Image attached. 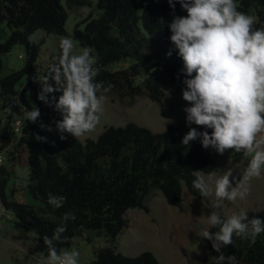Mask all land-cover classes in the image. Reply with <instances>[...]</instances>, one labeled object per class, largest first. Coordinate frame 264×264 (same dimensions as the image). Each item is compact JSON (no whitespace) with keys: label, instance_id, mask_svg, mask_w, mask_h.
Instances as JSON below:
<instances>
[{"label":"trees","instance_id":"trees-1","mask_svg":"<svg viewBox=\"0 0 264 264\" xmlns=\"http://www.w3.org/2000/svg\"><path fill=\"white\" fill-rule=\"evenodd\" d=\"M68 8L83 6L87 0H66ZM238 10L257 18L255 27L264 24V0H236ZM97 15H89L78 24L71 38L79 47L91 46L98 57L101 71L97 81L112 84L106 94H115L120 100L147 97L153 102L164 98L162 79L182 89L184 76L180 73L183 61L170 42L168 22L171 20L167 0H98ZM176 14L185 15L176 5ZM68 12L62 0H0V23L12 30L5 42H0V153L11 145L26 150L29 166L28 192L41 203L40 207L18 201L17 191L9 190L13 171L0 164V204L14 214L21 231V238L36 235L32 249L47 256L43 236H51L63 222L64 213L71 212L75 220L67 221L64 235L70 239L58 248L70 249L74 239L86 231L103 235L107 246L94 252L93 264H160L151 252L138 256H126L116 251L114 242L128 227L125 213L129 209L148 211L145 201L153 191L162 193L166 202L174 205L182 200L183 186L193 197H201L192 187L194 171L208 174L215 171L211 148L204 149L199 140L189 146L181 144L189 130L186 122L168 126L163 132L128 123L125 126L105 127L96 140L84 144L69 133L56 131L54 136L41 142L44 137L36 125L26 122L20 131L13 128L14 113L40 110L39 120L44 124L55 121L61 114L39 100L41 85L38 79L26 83L21 92L17 84L34 70L39 56V45L31 44L30 38L37 30L55 36H67L65 24ZM25 48L24 66L2 76L1 57L16 45ZM172 50L171 57L166 53ZM56 54L55 56L59 55ZM53 56V57H55ZM53 57L50 64L53 62ZM122 63L123 68L111 70L112 64ZM48 64L42 71L46 75ZM180 78L177 79V75ZM144 75V79H138ZM59 93L49 94V99ZM27 96L32 107L27 102ZM192 127H196L193 125ZM56 130V129H55ZM198 131L204 129L198 128ZM211 131V130H209ZM11 152L9 155L11 156ZM66 197L64 205L55 209L48 204V194ZM248 218L264 220V208L259 212H247ZM210 231L218 229L210 228ZM207 252L203 264H215L218 255L206 240ZM235 254L238 264H264V232L256 238L254 246L239 237L223 250Z\"/></svg>","mask_w":264,"mask_h":264},{"label":"clouds","instance_id":"clouds-1","mask_svg":"<svg viewBox=\"0 0 264 264\" xmlns=\"http://www.w3.org/2000/svg\"><path fill=\"white\" fill-rule=\"evenodd\" d=\"M172 9L168 29L170 42L183 61L180 73L182 99L186 102V124L189 130L181 144L189 146L199 140L204 149L212 148L219 155L234 151L250 156L239 176L231 170L205 176L194 171L192 187L201 197L212 200L208 224L217 231L203 230L201 236L211 242L218 254L215 264H238L235 254L223 251L233 244V238L249 241V247L264 232V220L249 219L247 211L228 216L220 209L224 201L244 200L251 191V181L264 172V24L255 27V18L239 11L236 0H167ZM185 15L176 14V5ZM60 54L53 57L46 75L38 80V99L61 114L55 129L71 134L75 139L95 130L100 122L106 93L112 84L97 81L100 74L98 57L91 46L76 51L71 37L58 40ZM166 55L171 57L170 49ZM180 74L177 75V79ZM59 93L58 97L49 94ZM27 121L35 123L39 108L25 110ZM172 122V121H170ZM195 125L196 127H191ZM52 131L50 125L40 124ZM198 128L204 129L198 131ZM211 130V131H209ZM46 142L47 137L37 135ZM66 197L48 194V204L61 208ZM73 213H64L62 223L51 236L44 235L47 264H80V252L75 248H58L69 237L67 221L75 220ZM40 264V262H38Z\"/></svg>","mask_w":264,"mask_h":264},{"label":"rangeland","instance_id":"rangeland-1","mask_svg":"<svg viewBox=\"0 0 264 264\" xmlns=\"http://www.w3.org/2000/svg\"><path fill=\"white\" fill-rule=\"evenodd\" d=\"M97 1L87 0L83 6L68 8L66 0H62V4L68 12L65 24L68 37H71L75 27L89 15L93 17L97 15ZM253 17L256 21L257 18ZM11 32L12 30L6 23H0V42H5ZM60 37L63 36L47 34L43 30H37L31 36L30 43L40 47L39 56L34 70L26 74L17 84L18 92H21L30 80L42 79L43 69L50 64L52 57L60 52L58 45ZM74 42L78 52L80 47L76 41ZM20 55L22 58L19 57ZM25 56V48L22 44L16 45L9 53L3 55L1 57V75L5 76L12 71L20 70L24 66ZM124 66L122 63L112 64L109 69L117 70ZM143 79L144 75L138 79V82ZM160 83L164 92V98L160 102H153L147 97L136 98L134 101L130 98L120 100L113 93L105 94L106 100L99 124L94 131L77 139L83 144L87 140H96L108 126L121 127L128 123H134L159 133L165 131L168 126L186 122V113L183 108L187 105L182 99V89L173 86L164 78ZM27 102L32 107L28 96ZM25 110L13 114L10 120L12 125L16 120L23 124L30 122L40 128L47 139L54 136L56 130L51 123L44 124L39 119L35 123L27 121ZM0 117H3V113H0ZM41 123L46 126L50 125L53 130L42 129ZM9 152L12 153L11 156ZM210 155L215 163L214 172L217 175L231 170L234 176H239L250 159V156L234 151L221 156L212 148ZM1 156L2 164L13 171L9 190L17 191L16 199L18 201L40 207L41 203L35 200L27 190L29 166L26 150L13 144L7 147ZM202 174L207 176L205 173ZM211 204L212 200L209 198L193 197L185 186H183L182 200L174 205L168 204L161 192L153 191L145 201L148 211L135 208L129 209L125 213L128 227L117 237L113 245L117 252L131 257L138 256L143 252H151L160 264H203L207 244L201 233L203 230L211 228L208 224V214L212 210ZM263 208L264 172L260 178L251 181V191L246 199H238L234 203L224 201L220 211L222 215L228 216L234 213L238 214L240 211L259 212ZM35 242L36 235L34 233L28 234L26 240L22 239L14 214L0 208V264H38V262L47 264L46 257L32 249ZM107 245L103 235H99L96 231H86L83 236L74 239L71 248L80 252V264H93L94 252Z\"/></svg>","mask_w":264,"mask_h":264},{"label":"built area","instance_id":"built-area-1","mask_svg":"<svg viewBox=\"0 0 264 264\" xmlns=\"http://www.w3.org/2000/svg\"><path fill=\"white\" fill-rule=\"evenodd\" d=\"M19 57L22 58V55H20ZM23 125L24 124L21 121L16 120L12 126L15 130L20 131L22 129ZM2 163H3V159H2V156L0 153V164H2ZM0 208H2L1 204H0Z\"/></svg>","mask_w":264,"mask_h":264}]
</instances>
